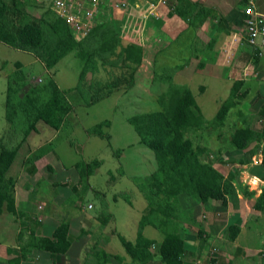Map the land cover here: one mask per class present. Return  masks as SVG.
<instances>
[{
    "label": "trees",
    "instance_id": "obj_1",
    "mask_svg": "<svg viewBox=\"0 0 264 264\" xmlns=\"http://www.w3.org/2000/svg\"><path fill=\"white\" fill-rule=\"evenodd\" d=\"M176 2L173 12L181 19L189 18L188 10L192 5L188 0ZM30 9L21 0H0V43L30 53L47 70L53 69L61 59L73 53L81 62V69L76 85L67 90H61L52 77L39 83L30 81L20 62L14 63V70L6 76L4 119L8 125V135L16 134L20 141L8 147L3 143V138L0 139V214H16L15 180L7 173L21 145L31 133L36 132L37 124L42 122L58 132L64 128L67 115L78 103L90 106L116 91L131 89L135 85L136 72L143 58L140 46L122 45L119 24L106 17L101 16V22L83 39L76 41L63 20L56 17L46 19ZM103 10L106 8L103 7ZM100 74L102 78H98ZM171 75L161 80L165 81ZM236 91L231 90L230 107L237 106L231 101L234 96L232 93ZM229 99L227 105H222L216 112L214 126L223 125L227 119ZM157 102L161 107L157 112L137 114L126 119L138 143L152 151L156 165L152 174L132 180L146 202L138 220L134 241H127L120 234H115L129 264L150 262L154 257L151 250L156 244L161 264H184L185 242L178 230L179 222L184 221V213L177 200L179 195H185L198 204L214 201L224 206L227 197L232 196L235 185L243 197L252 196L247 187L239 182L236 171L224 178L209 162L202 159L206 148L195 143L190 133L203 128L205 122L187 87L171 84L157 98ZM237 115L244 119V124L232 129L228 146L234 152L246 150L252 144L256 147L257 141L264 137V104L253 117L240 111ZM252 118L262 122L260 131L249 127L248 121ZM109 126V121H102L88 128L87 133L105 140L110 146V135L105 132ZM50 144L39 148L37 154L29 158L31 165L47 151L46 147ZM253 151L250 152L253 154ZM115 154L119 156L120 153L116 150ZM100 166L101 161L91 160L77 163L75 169L83 182ZM260 167L264 168V150ZM35 171L33 166L30 174ZM123 199L130 205L127 197ZM253 208L264 212V187L255 199ZM97 219L102 226L108 223V219L103 216ZM145 227H151L162 235L159 243L143 235ZM68 230V223L61 221L50 238L29 234L21 247L20 257L24 259L32 249L47 251L55 264L56 259L70 247ZM228 231L227 238L233 241L238 227H231ZM200 234L198 229L197 236ZM111 259L121 262L123 258L94 247L84 264H109Z\"/></svg>",
    "mask_w": 264,
    "mask_h": 264
},
{
    "label": "crops",
    "instance_id": "obj_2",
    "mask_svg": "<svg viewBox=\"0 0 264 264\" xmlns=\"http://www.w3.org/2000/svg\"><path fill=\"white\" fill-rule=\"evenodd\" d=\"M164 1L165 4L160 3V0H131L136 16V20L131 23L119 10H103L102 18L106 17L119 24L122 45L135 44L143 50L142 62L135 76V85L131 89L137 88L144 92V83L154 82L153 73L156 66L167 64H172L168 70L173 71L171 77L165 79V83L171 82L186 87V83H190L194 76L216 82L229 81L230 90H237L232 93L237 110L234 111L235 117L231 127L233 129L241 127L244 119L237 115V112L253 117L264 104V53L248 45L239 46L229 63L225 64L221 59L222 52L225 37H230L231 33L241 32L246 17L245 8L252 7L253 10L264 14V0H188L192 6L188 10L189 18L186 19H181L173 12L177 5L176 0ZM153 2L156 6L154 14L145 24L137 25L136 12L142 11L148 3ZM173 55L176 56L177 62L168 59ZM33 63L42 67L46 75L52 77L53 69H45L35 58ZM42 79L34 77L32 81L41 82ZM206 87L200 85L198 91L204 93ZM129 90L121 89L114 93L124 95L121 93L126 94ZM230 95L231 92H228L227 98ZM74 109L75 106L67 115L65 125ZM253 109H256L254 115ZM225 122L223 125H215L219 133ZM248 124L252 130L262 129V122L257 118L250 119ZM7 131L8 128L5 132ZM230 133L231 131L228 139ZM31 135L32 133L28 138ZM27 140L21 145L24 146L23 150L19 148L20 155L18 158L16 155L7 173L15 180L16 214L7 212L0 214V264H53L47 251L32 249L22 259L20 250L29 234L50 238L61 221L68 223L70 247L59 257L60 259H56L55 264H84L90 252L91 237L99 228L103 230L108 223L101 227L97 213L82 214L79 211L78 197L79 193L81 194V185L75 169L76 162L70 169H65L56 152L47 146V151L31 165L29 158L49 142L36 145L37 143L29 144ZM19 141L18 137L16 144L10 146L17 145ZM218 147L222 149L219 150ZM215 149H217L215 152L209 151L215 153L218 158L212 167L224 178L235 174L236 171L243 186H245L243 181L255 178L253 185L255 189H248L252 196L245 198L233 185L232 196L227 197L224 206L214 201L198 204L185 195L178 196V203L184 213V221L178 225L181 238L185 242L183 263L264 264V212L253 208L255 199L264 187V168L260 167L261 165H250L252 157L257 155V143L256 147L252 144L246 150L238 152L232 151L229 146L225 149L223 146H217ZM252 150L253 154L250 152ZM202 159L208 162L206 155H203ZM33 166L36 171L30 174ZM88 204L91 205L89 210H92L93 203ZM129 209L133 210L132 204L129 205ZM108 215L113 221V214L108 212ZM234 226L238 227V233L233 241H229L228 229ZM198 229L201 231L199 236ZM116 233L113 231L110 236H115ZM149 239L160 242L154 237ZM106 240H109L110 245H103L106 246V250L101 246L100 248L123 258L122 263L111 259L109 264L127 263L126 257L114 252L111 238ZM18 259L19 261L15 262ZM155 260L157 258L153 257L146 264H159Z\"/></svg>",
    "mask_w": 264,
    "mask_h": 264
},
{
    "label": "rangeland",
    "instance_id": "obj_3",
    "mask_svg": "<svg viewBox=\"0 0 264 264\" xmlns=\"http://www.w3.org/2000/svg\"><path fill=\"white\" fill-rule=\"evenodd\" d=\"M23 2L25 6H28L27 3L33 4L31 5L33 7L29 6L30 10L43 15L46 19L55 18L50 10V0H24ZM175 57L173 55L168 59L177 62ZM16 62L22 64V69L30 81L34 77L43 78L42 81L50 77L46 75L42 67L34 65V57L30 53L12 49L0 43V139L2 137L3 143L8 147L18 141L16 134L8 135V132H5L8 125L4 119L3 108L6 76L14 70V63ZM171 65H157L155 73H153L154 82L144 83V92L136 88L129 90L126 94L121 93L124 95L112 93L109 97L90 106L78 103L64 128L55 132L44 123L39 122L36 126V132L32 133L27 140L29 144L37 143L36 145L51 143V149L56 152L61 164L67 170L75 162L77 164L91 160L101 161V166L96 169L92 176L87 180L83 179V182L80 181L79 211L82 214L97 213L108 221L110 218L106 214L111 212L113 221L110 220L106 226H101L103 230L99 228L91 237V241L90 239L87 241L91 242L90 252L94 247L100 248V246L106 250V246L103 245H110L109 240L106 239L111 238L114 252L125 257L117 237L110 236L113 231L122 235L127 241H134L138 220L143 213L141 210L146 207V202L135 188L132 180L152 174L156 165L152 151L138 143V138L126 119L133 115L157 112L161 109L157 98L172 84L171 82L165 83L161 78L171 74L172 70H168ZM80 69L81 62L73 53H70L53 68L52 78L61 90H67L76 85ZM100 77L102 78L103 75L100 74L98 78ZM228 84L229 81L216 82L203 77L199 78V76H194L190 83H186V87L191 91L205 122L203 128L191 132L190 136L195 143L197 142L206 148L205 154L209 151L215 152L219 148L215 149L217 146H223L224 149L228 148V135L233 129L231 122L235 117L234 111L237 110V106L230 107L231 103L227 95L231 90ZM200 85L207 86L204 93L198 91ZM228 99L230 110L224 128L219 133L218 127L213 125V120L219 108L222 105H227ZM231 101L233 102V98ZM252 111L254 115L256 109ZM102 121L110 122V127L105 129V132L110 135V146L105 140L86 133L88 128ZM23 148L24 146L20 150ZM116 150L120 153L119 156L115 154ZM19 155L20 151H18L16 158ZM225 160L227 161V159ZM114 195L115 198L113 199ZM123 197H127L130 204L133 205L132 211H130L129 204ZM87 203H93L94 208L92 210L87 209ZM142 233L148 238L154 237L158 241L162 239V235L150 227H145ZM157 249L158 245L152 247L153 255L157 258L155 261L161 264ZM124 264L129 263L127 261Z\"/></svg>",
    "mask_w": 264,
    "mask_h": 264
},
{
    "label": "built area",
    "instance_id": "obj_4",
    "mask_svg": "<svg viewBox=\"0 0 264 264\" xmlns=\"http://www.w3.org/2000/svg\"><path fill=\"white\" fill-rule=\"evenodd\" d=\"M160 3L165 4V1L160 0ZM103 7L109 11L123 12L129 23L136 20L135 7L131 0H50V10L56 18L65 22L76 41L83 39L96 24L101 22ZM155 7L154 3H148L142 11H137V25L145 24L146 20L154 14ZM244 13L246 17L243 20L241 32L231 33L230 37H225V47L221 58L225 64L229 63L235 49L239 46L248 45L264 53V14L253 10L252 7L245 8ZM257 147V155L252 157L250 165H261L264 137L257 142ZM207 159L211 166L218 161L214 153H208ZM254 180L253 177L248 178L243 181V184L247 189H255L253 188ZM87 208H91V205Z\"/></svg>",
    "mask_w": 264,
    "mask_h": 264
},
{
    "label": "clouds",
    "instance_id": "obj_5",
    "mask_svg": "<svg viewBox=\"0 0 264 264\" xmlns=\"http://www.w3.org/2000/svg\"><path fill=\"white\" fill-rule=\"evenodd\" d=\"M153 3H155V2H153ZM53 15H54V14H53ZM79 41H80V40H79ZM36 83H39V82H36ZM214 154H215V153H214ZM205 155L207 156V154H205ZM205 155H204V156H205ZM208 162H209V161H208ZM209 163H210V162H209ZM88 205H90V204H88ZM88 205H87V206H88ZM88 209H90V208H88Z\"/></svg>",
    "mask_w": 264,
    "mask_h": 264
}]
</instances>
